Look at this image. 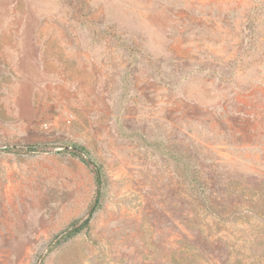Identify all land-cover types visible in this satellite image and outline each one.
Wrapping results in <instances>:
<instances>
[{"label":"rangeland","instance_id":"obj_1","mask_svg":"<svg viewBox=\"0 0 264 264\" xmlns=\"http://www.w3.org/2000/svg\"><path fill=\"white\" fill-rule=\"evenodd\" d=\"M0 264H264V0H0Z\"/></svg>","mask_w":264,"mask_h":264},{"label":"trees","instance_id":"obj_2","mask_svg":"<svg viewBox=\"0 0 264 264\" xmlns=\"http://www.w3.org/2000/svg\"><path fill=\"white\" fill-rule=\"evenodd\" d=\"M74 151L79 153V155L84 156V160H86L87 163L92 164L93 167H94V175H95V181H96V185H97L96 199L94 200L93 204L91 205L88 217L79 226H76V223L72 224L68 229H66L64 232H62L60 236L56 237L57 241L68 239V238L76 235L77 233H79L83 228L87 227V225L89 223V219L91 218L92 214L96 212L97 205H98L99 187H100V184H101V173H100V170L91 161V159L86 154H84L82 152L81 149L74 148ZM76 155H78V154H76Z\"/></svg>","mask_w":264,"mask_h":264}]
</instances>
